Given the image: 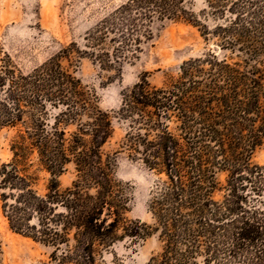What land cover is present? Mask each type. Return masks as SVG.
I'll return each mask as SVG.
<instances>
[{
    "label": "trees",
    "instance_id": "trees-1",
    "mask_svg": "<svg viewBox=\"0 0 264 264\" xmlns=\"http://www.w3.org/2000/svg\"><path fill=\"white\" fill-rule=\"evenodd\" d=\"M188 0H128L68 47L23 73L0 65V130L13 131L10 162L0 165V208L8 228L53 248L56 264H95L102 250L154 232L161 250L147 264H264V0H204L208 51L184 62L162 86L145 78L122 92L126 122L119 148L156 175L153 223L128 220L126 185L103 146L111 116L61 60L90 58L120 70L138 57L156 20L197 24ZM72 128V130H68ZM73 164L75 178L57 177ZM218 171L227 173L218 192ZM40 172L50 178L39 188Z\"/></svg>",
    "mask_w": 264,
    "mask_h": 264
},
{
    "label": "rangeland",
    "instance_id": "rangeland-1",
    "mask_svg": "<svg viewBox=\"0 0 264 264\" xmlns=\"http://www.w3.org/2000/svg\"><path fill=\"white\" fill-rule=\"evenodd\" d=\"M128 0H0V65L8 57L21 72L40 66L71 43L82 42L83 35L102 18ZM199 19L197 24L184 20H156L151 25V37L142 46L138 57L126 61L120 70H105L87 57L61 60L63 67L80 80L82 87L96 98L99 109L112 119L113 134L103 146L105 154H114L116 178L126 185L130 199L128 220H139L151 226L148 211L150 192L156 175L142 162L127 157L119 148L126 132V122L117 111L122 92L145 78L151 85L160 87L168 80L179 76L180 66L191 59L213 51L217 56L235 58V54L221 50L213 40H205L202 26L211 27L216 17L208 14L204 0H188L186 4ZM69 131L72 128L68 129ZM13 131L0 130V165L10 162L9 143ZM251 162L264 165V142L251 156ZM39 188L50 178L40 172ZM75 178L73 164H67L57 177L60 189L69 187ZM218 192L215 198L223 197L222 187L227 173L218 171ZM161 250L154 232L131 242L119 241L95 258V264H147L150 257ZM53 248L30 237L12 232L1 214L0 208V264H56L52 259Z\"/></svg>",
    "mask_w": 264,
    "mask_h": 264
}]
</instances>
